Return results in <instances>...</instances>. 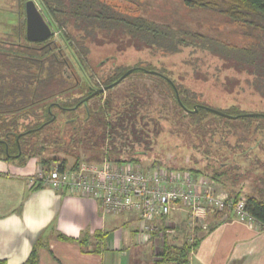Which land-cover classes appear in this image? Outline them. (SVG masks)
Returning a JSON list of instances; mask_svg holds the SVG:
<instances>
[{"label": "trees", "instance_id": "1", "mask_svg": "<svg viewBox=\"0 0 264 264\" xmlns=\"http://www.w3.org/2000/svg\"><path fill=\"white\" fill-rule=\"evenodd\" d=\"M26 1L28 0H21L24 4V21L15 29L17 41L0 40L1 161L26 166L35 158L34 148L36 147L28 152L24 150L26 145L23 146V144L27 143L31 137L41 135L46 129L55 125L59 117H65L63 129L68 125L75 126V123L81 120L75 118L69 121L67 116L84 107L86 117L83 119V124L88 126L84 129H87V134L98 137L105 143V158L121 164L128 162L139 164L138 159L131 155L128 158L122 155L132 154L136 146L145 143L151 148L153 140L161 131L159 121L157 122L149 115L150 110L146 111L144 108L146 104L143 97L132 92L123 103H115L111 93L114 92L115 86L85 101L97 88L110 87L127 71L134 68L140 69L135 70L125 80L135 74L155 77L166 86L168 97L172 100L174 107L184 113L182 117L198 118L201 114L203 115L202 119L195 122L196 126L200 127L207 117L221 119L227 122V126L231 125L232 121L244 120L250 122L252 135H255L256 139L254 141L259 143L258 145L264 141V137L261 138V135L264 136L263 130L256 125L257 121H264V117H248L237 106L232 107L231 112L221 111L236 117L235 119L216 115L193 101L188 96V91L178 86L165 72L144 66V61H137L133 63V67L127 69H115L111 74L93 82V76L88 73H94L92 72L94 70L86 60L88 51L85 47L86 42L89 41L98 46L108 44L117 47L116 49L119 48L123 53L128 51V48H125L127 45L136 50H142L144 46L147 48L162 46L161 50L170 54L190 50L191 53L201 52L208 56L212 55L232 62L237 71H246L252 79V85L264 99V0H185L186 6L190 9L215 12L232 24L260 32L263 41L259 38L257 44L250 48L226 45L190 29L175 31L170 25H160L133 13L126 15L101 0H40L44 10L42 12L51 19L50 23L54 31H59L60 40L53 37L44 43H29L25 34ZM141 1L130 0L134 5H138ZM67 24L73 26L77 32H81L80 40L75 38L70 30L68 34ZM125 37H129L130 40L127 42L126 39L124 40ZM61 44L66 49L61 48ZM74 56L79 60L77 63L74 61ZM72 65L80 68L81 77H83L78 80L73 78L75 82L77 81L76 83H70L65 78V73L69 72ZM148 71L158 72L164 77L152 75ZM73 90H77L75 94L80 97L71 99L70 94ZM108 91H110L109 94H107ZM95 100H98L96 106L91 108L89 104ZM55 110H58L60 115L55 114ZM54 116L55 120H53ZM228 129L230 131L232 127L229 126ZM253 152L252 150L249 153ZM50 163L49 160L44 159L43 167L40 166L46 174L52 169ZM209 163L205 166L182 167L178 170L189 171L195 176L209 177L224 185L223 181L227 179L224 168L227 165L220 161ZM81 164L78 161L76 165L69 168L77 169ZM58 166L60 169H69L65 160ZM158 166L162 167L157 163L151 167ZM168 169L177 168L171 166ZM42 186L41 183H36L33 188L39 189ZM232 197L239 200L242 198L241 192L232 193ZM245 199L246 209L251 217L264 225V197L248 196ZM180 231L181 228L177 232ZM184 237V242L180 245L173 242L176 236L173 238L166 236L159 241L157 246L160 249L157 257L160 259L156 263L189 264L190 254L197 248L199 238L196 237L194 243H190L188 232ZM60 239L66 242L75 241L63 235ZM39 247V243L35 245L27 264L37 263ZM0 264H6V262L0 261Z\"/></svg>", "mask_w": 264, "mask_h": 264}, {"label": "rangeland", "instance_id": "2", "mask_svg": "<svg viewBox=\"0 0 264 264\" xmlns=\"http://www.w3.org/2000/svg\"><path fill=\"white\" fill-rule=\"evenodd\" d=\"M34 1L43 10L41 1ZM101 1L107 2L126 15L133 13L160 25H170L175 31L190 29L230 46L250 48L257 44L259 38L262 41L264 39L260 32L232 24L220 14L190 9L186 6L185 0H142L138 3L139 6L132 4L130 0ZM12 5L11 1V8ZM22 14H24L23 3ZM46 18L51 22L47 15ZM16 25H18L17 14L14 11L0 9V40L16 42L17 32L13 30ZM66 29L68 34L70 30L74 33V37L80 40L81 32H77L69 24ZM55 32L57 35L54 39L59 41V31L55 30ZM125 39L127 42L130 40L129 37ZM62 47L65 48L61 44ZM85 47L88 51L86 60L94 70L92 71L94 73L88 71V75L93 76V82L111 74L115 69H127L133 67V63L137 61H144V66L165 72L178 86L186 89L188 96L200 106L226 112H231V108L237 106L245 115L264 114V99L252 85V79L246 71H237L230 61L201 52L191 53L190 50L170 54L161 50L162 46L156 48L144 46L142 50H136L126 45L128 51L124 53L120 52L119 48L116 49L117 47L108 44L98 46L89 41L86 42ZM74 59L76 63L79 61L76 56ZM72 66L69 72L65 73V78L70 83H76L73 78L78 80L83 77L80 68L76 65ZM76 92L77 90L71 92V99L80 97L76 96ZM132 92L143 97L146 104L144 108L146 111L150 110L149 115L159 121L161 131L153 140L151 148L147 147L146 143L141 144L136 146L135 152L122 157L128 158L131 155L138 159V163L143 167H151L157 163L164 168L175 166L177 169L205 166L209 162L220 161L227 165L224 168L227 179L223 181L224 185H221L227 192L232 194L240 191L242 198L264 197V141H261V145L254 141L256 139L255 135H252L250 122L232 121L229 125L232 129L228 131L227 122L207 117L200 127L196 126L195 122L202 119L203 115L198 118L182 117L184 113L174 107L168 97L166 86L155 77L147 75L135 74L116 86L111 93L115 103L121 104ZM109 93L110 91L107 92ZM98 100L90 102V107L95 108ZM54 113L60 115L58 110ZM67 117L69 121L75 118L81 121L76 122L75 126L68 125L63 129L65 117H59L55 125L46 129L43 134L31 137L23 144L26 145L24 150L28 152L36 147L34 148L36 155L32 163L39 166V169L40 166L43 167L44 159L51 162V168L58 166L64 160L68 168L76 165L78 161L99 163L104 160L105 143L98 137L87 134V129H84L88 127L83 124V119L86 117L84 107ZM256 125L264 133V121H257ZM77 128L79 130H75ZM262 137L264 136L261 135ZM252 150L254 152L249 153ZM208 157L213 160H208ZM177 234L179 235L178 232ZM184 238L180 239L178 236L175 240H184Z\"/></svg>", "mask_w": 264, "mask_h": 264}, {"label": "crops", "instance_id": "3", "mask_svg": "<svg viewBox=\"0 0 264 264\" xmlns=\"http://www.w3.org/2000/svg\"><path fill=\"white\" fill-rule=\"evenodd\" d=\"M0 9L17 14L14 31L24 21L21 0H0ZM39 170L32 160L24 167L0 160V261L27 264L39 243L36 264H157L159 247L140 234L136 213L105 214L91 198L34 189L31 180ZM219 215H209L207 229H198L189 264H264V225ZM171 219L181 228L176 237L189 235L185 213ZM180 239L173 242L180 245Z\"/></svg>", "mask_w": 264, "mask_h": 264}, {"label": "built area", "instance_id": "4", "mask_svg": "<svg viewBox=\"0 0 264 264\" xmlns=\"http://www.w3.org/2000/svg\"><path fill=\"white\" fill-rule=\"evenodd\" d=\"M36 183L91 198L105 214L136 213L140 234L156 244L176 235L171 216L178 212L189 217L190 243L198 229H207L204 221L208 215H233L251 225L257 223L246 209L245 198L235 200L216 180L186 170L121 164L105 158L99 163L84 162L77 169L56 166L48 174L40 169L31 180V185Z\"/></svg>", "mask_w": 264, "mask_h": 264}, {"label": "water", "instance_id": "5", "mask_svg": "<svg viewBox=\"0 0 264 264\" xmlns=\"http://www.w3.org/2000/svg\"><path fill=\"white\" fill-rule=\"evenodd\" d=\"M25 25H26V33H25L26 40L29 43H44L54 37V29L52 28L51 23L47 20L46 16L44 15V13L42 12L40 7L37 5V3L34 0H28L25 3ZM137 69L140 68L130 69L116 83H114L110 87H106L105 89H101L100 91L95 92L91 97L87 98L85 101L87 102L90 98L96 96L97 94L106 92L107 90H109V88L119 85L122 81H124L130 74H132ZM148 72L152 75L164 77L158 72H154V71H148ZM204 108L219 116H223L230 119L236 118L215 109H211L208 107H204ZM186 111L190 112L187 109ZM246 116L264 117V114H249ZM55 119L56 117L54 116L53 120Z\"/></svg>", "mask_w": 264, "mask_h": 264}, {"label": "flooded vegetation", "instance_id": "6", "mask_svg": "<svg viewBox=\"0 0 264 264\" xmlns=\"http://www.w3.org/2000/svg\"><path fill=\"white\" fill-rule=\"evenodd\" d=\"M93 89H96V88L93 87ZM101 89H105V88H97V90H95L94 92H92V95H93L95 92L100 91ZM103 93H104V92H103ZM84 110H86V109L84 108Z\"/></svg>", "mask_w": 264, "mask_h": 264}]
</instances>
